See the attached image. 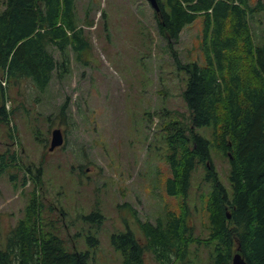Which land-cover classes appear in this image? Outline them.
I'll list each match as a JSON object with an SVG mask.
<instances>
[{"label": "rangeland", "instance_id": "obj_1", "mask_svg": "<svg viewBox=\"0 0 264 264\" xmlns=\"http://www.w3.org/2000/svg\"><path fill=\"white\" fill-rule=\"evenodd\" d=\"M75 13L92 46L85 61L71 53L69 72L61 79L54 73L43 93L28 80L4 85L5 108L13 115L9 124L0 122V155L18 164L0 172V248L36 196L44 230L58 235L68 250H89L95 264H120L111 234L128 228L140 236L138 219L155 224L165 209L179 211V199L164 188L171 173L161 128L169 119L188 122L182 98L187 74L158 33L148 0H75ZM257 17L262 22H251L255 38L264 28L262 15ZM203 27L199 15L174 44L183 64L204 63ZM52 52L58 59L57 50ZM54 129L64 142L49 151ZM196 131L212 139L207 128ZM211 158L219 181L230 188L228 158L215 150ZM204 175L199 165L188 200L190 224L202 239L208 235L202 196L211 190ZM93 212L98 216L91 222L82 218ZM90 235L98 246L87 242ZM191 250L185 264H209L203 245ZM145 263L161 264L150 253Z\"/></svg>", "mask_w": 264, "mask_h": 264}, {"label": "trees", "instance_id": "obj_2", "mask_svg": "<svg viewBox=\"0 0 264 264\" xmlns=\"http://www.w3.org/2000/svg\"><path fill=\"white\" fill-rule=\"evenodd\" d=\"M156 2L158 33L187 74L182 98L188 122L169 119L161 128L171 173L164 188L180 206L178 212L165 209L155 224L138 219L140 236L128 228L114 232L110 245L120 254V264H146L147 253L161 264H185L196 245L209 251V264H231L236 253L246 264H264V28L255 38L251 25L252 20L262 22L260 14L264 19V1ZM199 15L204 22V63L183 64L174 44ZM91 48L76 19L75 0H5L0 11V122L9 124L13 115L5 108L2 81L7 85L28 80L43 93L54 73L61 79L69 72L71 53L84 62ZM201 128H207L212 139L196 131ZM214 150L228 158L230 188L219 181L212 166ZM5 157L0 155L1 173L9 164H18L17 158L5 163ZM199 165L205 167L204 181L211 186L202 196L208 230L204 239L194 233L188 205L192 175ZM25 170L33 172L29 166ZM39 174L37 169L36 178ZM42 207L36 196L31 198L10 230L6 248H0V264H95L89 250H68L58 235L44 230ZM94 216L98 213L82 218L91 222ZM87 242L99 243L96 235L88 236Z\"/></svg>", "mask_w": 264, "mask_h": 264}, {"label": "water", "instance_id": "obj_3", "mask_svg": "<svg viewBox=\"0 0 264 264\" xmlns=\"http://www.w3.org/2000/svg\"><path fill=\"white\" fill-rule=\"evenodd\" d=\"M150 5L153 7L155 11L158 10V5L156 0H148ZM64 142V138L62 135V132L59 129H54L51 133V142H50V148L49 151L54 150L55 148L61 146ZM231 264H246L244 259L239 253H236L232 257Z\"/></svg>", "mask_w": 264, "mask_h": 264}]
</instances>
